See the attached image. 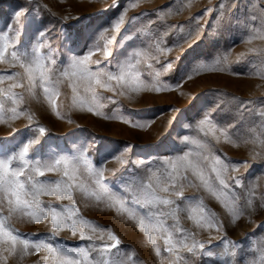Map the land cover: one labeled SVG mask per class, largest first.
Returning a JSON list of instances; mask_svg holds the SVG:
<instances>
[{"label":"rangeland","instance_id":"374dc122","mask_svg":"<svg viewBox=\"0 0 264 264\" xmlns=\"http://www.w3.org/2000/svg\"><path fill=\"white\" fill-rule=\"evenodd\" d=\"M17 10H22L19 21L13 19ZM121 15L123 21L115 30L111 25ZM3 33L8 50L0 62V158L29 139L37 141L30 147V159L83 154L94 167L104 168L110 191L130 199L141 179L148 182L146 169L156 170L163 161L190 152L219 197L191 171L174 173L175 188L159 194L174 200L181 210L176 218L161 219L174 243L182 240L189 247L202 243L204 249L197 247L193 254L178 245L168 252L165 231L149 227L146 234L137 215L129 217L105 197L96 201L81 192L80 181L95 190L81 166L73 187L74 203L40 197L45 206L76 210V234L71 227L63 228L57 242L86 248L111 245V232L120 245L103 254L109 264H264V0H0V37ZM37 44L42 45L40 55L47 58L45 67L53 78L57 69L72 57L87 54L91 46L93 70L96 61L102 62L100 70L112 72L117 64L131 62L141 80L161 90L132 92L113 81L114 90L94 85L90 92L66 77L56 85L53 109L39 80L29 90L24 69L11 57L17 51L23 62V54L30 57ZM105 51L111 52L107 59ZM167 62H172L171 68ZM13 84L24 86L12 88ZM12 107L24 115L11 119ZM205 115L214 127L205 125L201 131L197 125ZM213 168L221 171L227 187L219 184ZM62 178L60 172L40 179ZM152 183L155 186V180ZM174 191H182L183 197ZM133 208L146 211L139 205ZM191 208H196L194 214ZM209 215L222 226H208ZM0 217H8L6 207ZM5 224L30 241L53 231L50 216L36 222L12 215ZM94 226L96 232L91 231ZM81 231L92 240L81 239ZM225 246L234 255L221 259ZM91 257L99 258L95 251ZM0 264L54 261L44 249L23 254L17 244L13 250L4 237ZM81 264L89 260L82 257Z\"/></svg>","mask_w":264,"mask_h":264},{"label":"snow or ice","instance_id":"6c2138e0","mask_svg":"<svg viewBox=\"0 0 264 264\" xmlns=\"http://www.w3.org/2000/svg\"><path fill=\"white\" fill-rule=\"evenodd\" d=\"M22 10H17L13 14V19L19 21ZM123 21V15L112 23V28L118 30L120 24ZM106 31V30H105ZM44 33L41 32L40 36ZM103 32L100 33L102 38ZM4 43L0 45V62L5 59V53L8 50L7 33H3L2 37ZM111 44L112 41L107 42ZM42 45H34L32 47V55L29 57L27 53H24V61L21 62L17 51L11 53L12 60L20 63V67L24 69V75L28 81V88L31 90L36 87V82L39 80L40 86L43 88L44 93L49 98L50 102L52 96L58 95L55 92L56 85L60 83L62 78L72 77L77 83L82 84L86 90L94 92V85L101 88H112V82L121 85L124 88L129 89L132 92H139L141 88L155 87V84H147L140 79L138 73L133 71V64L131 62H124L117 64L116 72L103 71L99 69L101 61H96L97 69L93 70L90 66L91 57L94 54L92 47L89 46L87 54L82 56H74L70 59V62L57 69L58 75L54 78L50 75L51 69L45 67L44 56L40 55V48ZM111 55L110 51H105V59ZM139 55V53H137ZM167 67H172V62H167ZM15 76H20V73H15ZM12 77L10 76L9 79ZM190 78V77H189ZM50 85V87H49ZM22 84H13L12 88L23 87ZM156 91H160L159 87H155ZM73 91L76 88L73 87ZM15 103V101H14ZM53 109L55 104L52 102ZM92 109L89 108V112ZM24 112L19 111L16 107L10 109V118L16 119L23 116ZM59 115V113H57ZM30 120L31 116L28 117ZM209 125L214 127L213 121H211L207 115L198 122V127L203 131V126ZM40 133H45L44 127H39ZM184 141H188L189 137H183ZM37 143L34 139H29L27 142L22 143L18 150L14 153L0 158V213L7 208L8 217H0V242H3L4 237H7V242L15 250L16 245H20V252L27 254L29 249L39 252L41 249L46 250L50 255L54 264H81V258L89 260V264H109V260L104 258V253L110 251L113 248H118L120 245L119 238L109 232V239L114 243L104 244L103 246L96 247H72L64 246L62 243L56 241V236L63 228L71 227L73 229V235L76 234L78 228V221L76 218V210L65 209L64 206L60 208L52 207L51 205L45 206L41 201V196L56 197L59 200L68 199L73 201V187L77 185L78 173L81 166H83L92 180L94 181L95 190H88L85 188L84 182L80 181L77 185L81 192H85L87 195L95 197L96 201H100L102 197H105L110 204L118 205V212H127L129 217L134 214L137 215L139 227L146 234L149 227L153 228L156 232L161 230L167 233L165 238V245L168 247L166 250L172 252L178 245L186 247L189 253H194V249H204V244L192 245L191 247L183 244V241L173 242L172 233L165 227V221L161 219L164 216L177 217V212L181 209L174 200L161 196L159 193H169L170 187L175 188L171 181L174 179V173L183 169L184 173L191 171L192 176L197 177L204 188H206L213 196H217L216 191L211 187L209 180L206 179L203 169L199 161H193L190 159L191 153L185 152L184 155H178L174 160H165L158 166L156 170L146 169L148 172V182L145 183L143 179L135 186L134 193L131 194L129 199L127 196H121L116 191H110L109 185L104 182V168L94 167L89 160L85 159L84 155L68 156L58 155L51 159H30V147ZM246 163V162H241ZM15 164V166H13ZM171 169V171H168ZM226 167L224 171H226ZM216 179L223 187H227L225 180L221 178V171L213 168ZM62 177L66 179H45L47 173H60ZM159 172V175L157 173ZM186 179L187 176H183ZM155 180V186L152 181ZM239 182L237 181V184ZM174 195L183 197L182 191H174ZM217 199L219 197L217 196ZM139 205L140 208L146 209L144 213H139L138 209L134 210L133 206ZM171 205L170 211H164L163 208ZM203 213L204 209H200ZM196 208H191V213H195ZM12 215H24L30 220L39 222L50 216L52 233L45 236L42 239L30 241L26 237H20L16 230L11 225H6L5 220L9 219ZM242 215V213H241ZM238 218V217H237ZM147 220V223H146ZM197 224L200 221L197 220ZM208 226H222L219 220L214 215L207 217ZM92 232L97 231V227H92ZM103 232V229H100ZM81 239L92 240V236H85L83 231L80 232ZM100 239H103L101 236ZM148 240L153 241L152 235H148ZM154 242V241H153ZM97 252L98 257H91V252ZM157 254L159 248L156 249ZM207 256L212 257L213 253L208 251ZM234 255L228 251L225 246L224 252L221 255V259Z\"/></svg>","mask_w":264,"mask_h":264}]
</instances>
